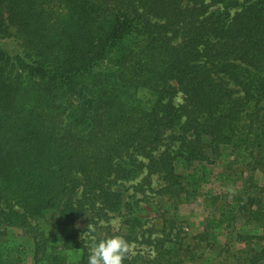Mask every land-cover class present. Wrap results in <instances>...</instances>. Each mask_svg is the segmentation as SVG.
<instances>
[{
	"label": "trees",
	"instance_id": "16d2710c",
	"mask_svg": "<svg viewBox=\"0 0 264 264\" xmlns=\"http://www.w3.org/2000/svg\"><path fill=\"white\" fill-rule=\"evenodd\" d=\"M226 148L248 158L234 192L184 186L180 161ZM140 173L141 191L206 203L202 234L166 214L143 230ZM47 216L69 229L56 250ZM91 228L153 251L124 264H264V0H0V264H28L12 230L30 264H88Z\"/></svg>",
	"mask_w": 264,
	"mask_h": 264
},
{
	"label": "rangeland",
	"instance_id": "374dc122",
	"mask_svg": "<svg viewBox=\"0 0 264 264\" xmlns=\"http://www.w3.org/2000/svg\"><path fill=\"white\" fill-rule=\"evenodd\" d=\"M180 101V96H178L176 102L179 103ZM230 153L231 149H224L221 157L217 158L214 163L205 166L191 165L180 161L181 163L176 167L177 172L182 176L184 186L189 190L195 189L202 195H219L223 197L226 193L229 194L234 192L235 185L232 181L234 175L240 176L239 174L248 162V158L247 155L241 154L229 164V158L232 159ZM142 178L143 175L141 173L138 174L134 181L126 183L125 188L128 190L127 193L129 196L131 194L135 196L133 199L134 201L139 199L137 203L139 209L138 214L144 221L146 220L143 230L150 228L153 224L160 227L162 214H166V217L170 215L175 218L176 228L181 231V235L193 238L196 234H202L205 226L206 203L202 202V200L191 198L189 202L183 201L181 205H177L176 201H167L160 195L145 190L141 191L137 186L133 185H136ZM157 184L159 185L160 183H157L155 177H153L151 187L154 188V190L158 189ZM128 199L132 201V197ZM52 220V216H47L38 223L40 228L43 229L50 238V248L56 250L59 249V245L69 229L54 225ZM84 225L85 223L82 220L76 222V227L79 229L83 228ZM118 225V219L111 220V226L113 228L111 232L117 230ZM227 230H231V228L225 227V230L220 231L216 229L209 230V235L202 239V248L207 251L208 244L216 243V247L213 248L212 251L218 253L219 251H216L219 250V246L224 244L227 239ZM9 237L13 240L12 244L21 250L26 258L25 261L30 264L33 253L32 240L25 237L17 230L9 232ZM130 251L133 254L138 252L140 256H143L144 261L146 259L144 256L145 253L152 250L143 244H133L130 246ZM77 259L78 254L70 255L68 264H75ZM220 260L222 259L219 258L217 263L220 264ZM195 262L196 263L186 262L185 264L200 263L199 261Z\"/></svg>",
	"mask_w": 264,
	"mask_h": 264
},
{
	"label": "clouds",
	"instance_id": "9594fccd",
	"mask_svg": "<svg viewBox=\"0 0 264 264\" xmlns=\"http://www.w3.org/2000/svg\"><path fill=\"white\" fill-rule=\"evenodd\" d=\"M95 228L89 229V256L88 264H124L130 251L128 242L120 237L113 236L97 240Z\"/></svg>",
	"mask_w": 264,
	"mask_h": 264
}]
</instances>
